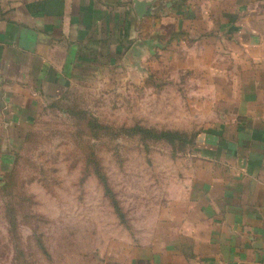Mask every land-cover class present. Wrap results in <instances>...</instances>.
<instances>
[{"label":"crops","instance_id":"obj_1","mask_svg":"<svg viewBox=\"0 0 264 264\" xmlns=\"http://www.w3.org/2000/svg\"><path fill=\"white\" fill-rule=\"evenodd\" d=\"M179 46L203 59L175 65L205 76L212 121L159 236L118 263L264 264V0H0V179L45 108L139 83Z\"/></svg>","mask_w":264,"mask_h":264},{"label":"rangeland","instance_id":"obj_2","mask_svg":"<svg viewBox=\"0 0 264 264\" xmlns=\"http://www.w3.org/2000/svg\"><path fill=\"white\" fill-rule=\"evenodd\" d=\"M176 49L150 58L139 83L74 88L40 113L0 180V264H119L159 236L191 151L127 131L190 137L212 121L205 76L178 66L203 59Z\"/></svg>","mask_w":264,"mask_h":264},{"label":"trees","instance_id":"obj_3","mask_svg":"<svg viewBox=\"0 0 264 264\" xmlns=\"http://www.w3.org/2000/svg\"><path fill=\"white\" fill-rule=\"evenodd\" d=\"M70 113L73 115H76L72 112ZM88 119L89 121L87 122V125L91 128V130L93 132L99 130V125L95 122V120H93L92 118H88ZM136 132L139 133L144 138H152L157 141H165L172 145L180 144L182 148L191 147V144L194 141V136L190 135V137H187L188 134L182 133V132H176V131H165L164 130L161 132H155V131L144 130V129H139V128L132 129L131 132H129V130L127 131V133H130V134H135ZM100 178H101V183L103 184L105 193H107L108 197L111 198V191L109 190V187L106 181L102 177Z\"/></svg>","mask_w":264,"mask_h":264}]
</instances>
